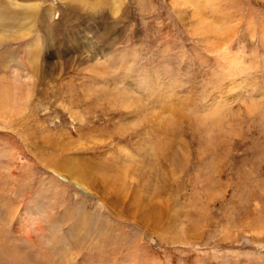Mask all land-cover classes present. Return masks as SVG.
Wrapping results in <instances>:
<instances>
[{
    "label": "rangeland",
    "instance_id": "1",
    "mask_svg": "<svg viewBox=\"0 0 264 264\" xmlns=\"http://www.w3.org/2000/svg\"><path fill=\"white\" fill-rule=\"evenodd\" d=\"M0 264H264V0H0Z\"/></svg>",
    "mask_w": 264,
    "mask_h": 264
},
{
    "label": "bare ground",
    "instance_id": "2",
    "mask_svg": "<svg viewBox=\"0 0 264 264\" xmlns=\"http://www.w3.org/2000/svg\"><path fill=\"white\" fill-rule=\"evenodd\" d=\"M43 160V159H42ZM43 163V162H42ZM55 163V162H54ZM30 163H28V165H29ZM56 164V163H55ZM31 165V164H30ZM48 165H51V166H54V168H51L50 166H48ZM71 165V164H70ZM46 166H48L50 169H53V170H55L56 172H58V173H60V174H62V175H64V176H66V177H68L70 180H73V181H75L76 182V184H77V186L79 187V188H82L83 190H85L86 189V186H85V184L83 183V180L80 178V176H76L72 171H71V169H70V167L68 168V169H66V167H62L61 166V168H59V167H56L55 165H52V164H49V162L47 161L46 162ZM151 166V165H150ZM71 168L72 169H74L75 171H78V172H81V167H79V166H77V165H75V164H72L71 165ZM150 168V167H149ZM152 170H153V168H152ZM85 171V170H84ZM86 172V171H85ZM43 175H45L44 173H43ZM47 178V177H46ZM126 178H127V174H125L124 175V178H121V179H116L115 181H111V184H110V189H118L121 193H123V194H127L128 192H126L125 191V189H124V187H125V185H126ZM48 181L49 182H51V183H53V184H55V185H57V186H62L60 183H58L57 181H55L54 179H52V178H49L48 179ZM56 182V183H55ZM82 186H84V187H82ZM81 186V187H80ZM56 187V186H55ZM88 189V188H87ZM86 189V190H87ZM56 190V189H55ZM85 190V191H86ZM88 191H89V189H88ZM142 193H143V195H145V196H148V195H150L151 197L153 196V194L151 195V194H147L146 193V188H144L143 189V191H142ZM134 194V193H133ZM132 195V194H131ZM128 196H126V198H127ZM93 198V197H92ZM143 198V196L142 195H133L132 196V199H130V201H132V202H136L135 204L136 205H140L142 202L144 203V199H142ZM153 199V198H152ZM126 200V199H125ZM99 202V201H98ZM142 203V204H143ZM101 204V203H100ZM99 204V205H100ZM97 205V204H96ZM142 206V205H141ZM134 242V241H133Z\"/></svg>",
    "mask_w": 264,
    "mask_h": 264
}]
</instances>
